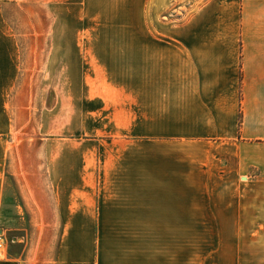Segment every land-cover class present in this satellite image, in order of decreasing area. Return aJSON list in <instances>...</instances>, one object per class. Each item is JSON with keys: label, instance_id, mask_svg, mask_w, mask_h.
Returning a JSON list of instances; mask_svg holds the SVG:
<instances>
[{"label": "crops", "instance_id": "obj_1", "mask_svg": "<svg viewBox=\"0 0 264 264\" xmlns=\"http://www.w3.org/2000/svg\"><path fill=\"white\" fill-rule=\"evenodd\" d=\"M174 1L134 0V34L63 35L47 33L63 0H0V264L48 226L53 264H171L196 198L232 185L224 169L264 167V0H183L181 21Z\"/></svg>", "mask_w": 264, "mask_h": 264}, {"label": "rangeland", "instance_id": "obj_2", "mask_svg": "<svg viewBox=\"0 0 264 264\" xmlns=\"http://www.w3.org/2000/svg\"><path fill=\"white\" fill-rule=\"evenodd\" d=\"M202 1L191 0V4L198 6ZM97 3L104 5V9ZM63 6L62 24L60 20L55 28L48 18L47 33L63 35L135 33L134 0H96V8L92 13L95 15L94 20L84 17L83 23L82 19H79L84 13L80 11L79 0H63ZM72 6L75 8L74 11L65 10ZM184 6L186 4L183 0H175L165 16L181 21L186 12ZM71 77L73 76L70 73H64V85L71 82ZM78 78L81 83L82 76L77 75L76 79ZM60 93L64 102L65 98L72 94L65 89ZM82 93L85 92H75L79 97ZM54 95V91L47 92L48 107ZM65 105L64 103L63 106ZM50 118L48 127L54 125L53 119ZM63 125L64 135L77 131L82 134L86 131L83 119L64 122ZM100 125L102 127V122ZM50 135L48 130L47 136ZM255 156L256 161L262 159L264 151L257 150ZM222 178L218 182L232 185L214 188L213 195L209 188L204 197L196 198L200 201L192 203L190 219L174 221V234L169 235L168 240V259L171 264H264V167L255 165L240 168L237 173L224 169ZM217 192L220 194H216ZM2 233L7 243L6 234L3 231ZM29 237L26 238V242L31 250L28 252L23 250L22 253L16 251L18 255L26 258L22 264H53L59 240V227L48 226L46 234ZM6 253L1 252L0 259L5 258Z\"/></svg>", "mask_w": 264, "mask_h": 264}, {"label": "built area", "instance_id": "obj_3", "mask_svg": "<svg viewBox=\"0 0 264 264\" xmlns=\"http://www.w3.org/2000/svg\"><path fill=\"white\" fill-rule=\"evenodd\" d=\"M4 245H5L4 234L2 233L0 229V254L1 252H3Z\"/></svg>", "mask_w": 264, "mask_h": 264}, {"label": "trees", "instance_id": "obj_4", "mask_svg": "<svg viewBox=\"0 0 264 264\" xmlns=\"http://www.w3.org/2000/svg\"><path fill=\"white\" fill-rule=\"evenodd\" d=\"M240 120H241V114H240Z\"/></svg>", "mask_w": 264, "mask_h": 264}]
</instances>
